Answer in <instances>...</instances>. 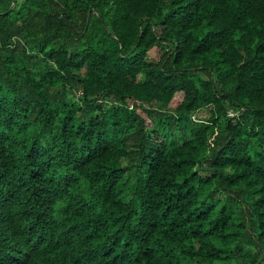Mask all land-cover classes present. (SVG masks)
Returning a JSON list of instances; mask_svg holds the SVG:
<instances>
[{
    "label": "trees",
    "instance_id": "16d2710c",
    "mask_svg": "<svg viewBox=\"0 0 264 264\" xmlns=\"http://www.w3.org/2000/svg\"><path fill=\"white\" fill-rule=\"evenodd\" d=\"M0 264H264V0H0Z\"/></svg>",
    "mask_w": 264,
    "mask_h": 264
},
{
    "label": "rangeland",
    "instance_id": "374dc122",
    "mask_svg": "<svg viewBox=\"0 0 264 264\" xmlns=\"http://www.w3.org/2000/svg\"><path fill=\"white\" fill-rule=\"evenodd\" d=\"M155 51H156V50H155ZM152 53L154 54L155 52L153 51ZM155 107H158L157 104H155ZM207 110H208V108H203V109H201V110H200V111H201V115H207V114H208Z\"/></svg>",
    "mask_w": 264,
    "mask_h": 264
}]
</instances>
